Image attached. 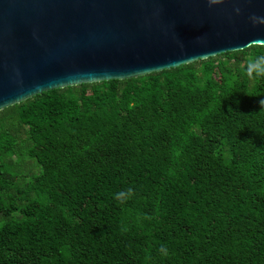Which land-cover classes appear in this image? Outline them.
<instances>
[{
    "label": "trees",
    "instance_id": "obj_1",
    "mask_svg": "<svg viewBox=\"0 0 264 264\" xmlns=\"http://www.w3.org/2000/svg\"><path fill=\"white\" fill-rule=\"evenodd\" d=\"M259 56L249 45L0 109V264H264Z\"/></svg>",
    "mask_w": 264,
    "mask_h": 264
},
{
    "label": "water",
    "instance_id": "obj_2",
    "mask_svg": "<svg viewBox=\"0 0 264 264\" xmlns=\"http://www.w3.org/2000/svg\"><path fill=\"white\" fill-rule=\"evenodd\" d=\"M254 16L264 0H0V109L264 45Z\"/></svg>",
    "mask_w": 264,
    "mask_h": 264
},
{
    "label": "clouds",
    "instance_id": "obj_3",
    "mask_svg": "<svg viewBox=\"0 0 264 264\" xmlns=\"http://www.w3.org/2000/svg\"><path fill=\"white\" fill-rule=\"evenodd\" d=\"M240 9L236 8L235 12L237 14L240 13ZM254 21L259 20L260 22H264V17H252ZM247 73L250 79L255 80L257 77H264V56H259L249 61ZM260 104L264 106V100L260 101ZM133 195V189L128 188L125 191H121L115 194V199L120 202L126 201Z\"/></svg>",
    "mask_w": 264,
    "mask_h": 264
},
{
    "label": "rangeland",
    "instance_id": "obj_4",
    "mask_svg": "<svg viewBox=\"0 0 264 264\" xmlns=\"http://www.w3.org/2000/svg\"><path fill=\"white\" fill-rule=\"evenodd\" d=\"M246 58H248L247 56H246ZM33 170V169H32Z\"/></svg>",
    "mask_w": 264,
    "mask_h": 264
}]
</instances>
